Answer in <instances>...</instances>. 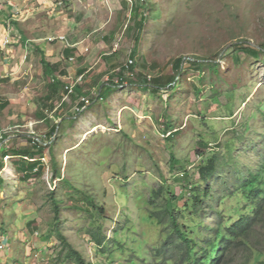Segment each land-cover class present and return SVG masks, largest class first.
Returning a JSON list of instances; mask_svg holds the SVG:
<instances>
[{
	"label": "rangeland",
	"instance_id": "374dc122",
	"mask_svg": "<svg viewBox=\"0 0 264 264\" xmlns=\"http://www.w3.org/2000/svg\"><path fill=\"white\" fill-rule=\"evenodd\" d=\"M14 23L65 69L56 92ZM0 52H10L0 75V264H74L63 262L58 230L92 264H168L155 254L169 230L149 213L183 209L213 154L258 161L264 0H0ZM158 78L176 88L155 89ZM23 156L43 158L39 170ZM236 205L229 197L218 210L228 218ZM89 230L114 241L98 249ZM222 261L264 264V251L236 243Z\"/></svg>",
	"mask_w": 264,
	"mask_h": 264
},
{
	"label": "trees",
	"instance_id": "16d2710c",
	"mask_svg": "<svg viewBox=\"0 0 264 264\" xmlns=\"http://www.w3.org/2000/svg\"><path fill=\"white\" fill-rule=\"evenodd\" d=\"M233 47L237 51L241 49V51L254 55L259 53L258 48L248 44L237 43ZM39 52L44 74L53 77L50 87L56 92L62 83L59 78L55 77V74L65 72V69L59 68L57 63L48 61L46 54L40 48ZM183 62L184 57L176 60L175 65L179 70H181ZM186 63L189 64V67L199 69L206 65L204 62L191 59L186 60ZM208 66L217 71L216 63H210ZM177 79L173 78L172 82H176ZM154 81L155 89L176 88L177 82L161 85L159 78ZM259 135L262 142L252 145V150L260 146L263 148L257 150L255 159L258 161L255 164L239 165L238 161L233 160L231 165H227V158H223L221 154H213L199 164L201 183L194 186L189 184L185 199L187 201H185L183 209L169 208L166 205L163 210L149 213L150 217H156L157 222L165 224L169 230L164 242L156 250L155 255L158 259L168 264H223L224 251L231 250L236 243L247 246L252 251H264V132ZM234 147L235 144L229 145L228 149L231 153ZM177 165L176 158L172 156L171 168H175ZM31 166L36 171L39 170L36 163L30 164L29 167ZM228 168L229 171H227ZM181 175L184 176L185 173L182 172ZM158 194L160 192H157ZM171 197L176 198L174 194ZM229 197L235 199L238 205L234 208L235 213L225 218L224 212L218 210V207L224 199ZM87 199L94 205L92 197ZM153 201L154 199H149V202ZM209 211H213L211 216L213 220L210 224H206L205 220L210 217ZM56 212H58L57 209ZM196 212L199 214L198 221H194L192 215L189 216L191 218H187V220L193 219L192 222H181L179 219V217L185 218L187 213L194 214ZM88 235L98 249L103 251L114 241L97 230H89ZM57 238L61 244L60 253L64 256L63 262L92 264L62 231H57Z\"/></svg>",
	"mask_w": 264,
	"mask_h": 264
},
{
	"label": "crops",
	"instance_id": "0c3cea01",
	"mask_svg": "<svg viewBox=\"0 0 264 264\" xmlns=\"http://www.w3.org/2000/svg\"><path fill=\"white\" fill-rule=\"evenodd\" d=\"M15 24V23H14ZM11 26V25H10ZM15 29H14V32L13 33H15V34H13L12 33V35H18V36H20V38H17L16 40L18 41V40H20V45L19 46H21L22 47V49L23 50H27V51H32V52H35V50H38L39 51V48L41 49V50H44L43 49V46L40 44V43H36V40H33V39H30V38H28V36L26 35V33H21V31H19V29H17V26H16V24H15ZM6 28H9V27H6ZM6 28H5V24H4V39H5V37L7 38V37H9L8 36V32L6 31ZM6 40V39H5ZM36 44H35V43ZM3 45L4 44H2V47H3ZM4 47H5V45H4ZM6 48V47H5ZM9 51V50H8ZM44 52H45V50H44ZM3 52H0V54H2ZM8 53H10V52H8ZM8 53L7 54H5V55H8ZM4 55V57L3 56H1L0 55V75H2L3 77H4V69H6L7 68V66L10 64V59L8 58V56H5ZM41 62V61H40ZM52 63V62H51ZM60 68V67H59ZM62 69V68H61ZM43 73H44V70H43ZM59 73V72H58ZM57 74V73H56ZM56 74H55V77H60V75H57L56 76ZM48 77V76H47ZM49 78V77H48ZM50 78H53V77H51L50 76ZM0 104H2V102L0 101Z\"/></svg>",
	"mask_w": 264,
	"mask_h": 264
},
{
	"label": "built area",
	"instance_id": "2783aa9c",
	"mask_svg": "<svg viewBox=\"0 0 264 264\" xmlns=\"http://www.w3.org/2000/svg\"><path fill=\"white\" fill-rule=\"evenodd\" d=\"M135 65V62L133 59L128 60V62L125 63V67L126 69H124L126 72H128V75L131 77H134L136 74L134 72L133 67ZM148 78L151 80V75H148ZM67 88L69 89V92L71 93L73 91V86H67ZM35 142V141H34ZM5 158H9V155L6 154ZM23 158L27 159L29 162L35 163L36 161H38L39 159H43V158H36V157H29V156H23ZM2 245H0V247H2Z\"/></svg>",
	"mask_w": 264,
	"mask_h": 264
}]
</instances>
